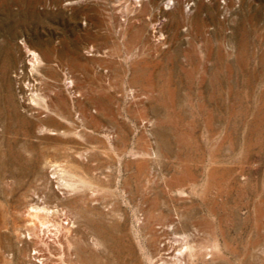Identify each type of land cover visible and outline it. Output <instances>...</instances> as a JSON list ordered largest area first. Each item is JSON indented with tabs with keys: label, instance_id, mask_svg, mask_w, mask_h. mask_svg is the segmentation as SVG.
<instances>
[{
	"label": "rangeland",
	"instance_id": "374dc122",
	"mask_svg": "<svg viewBox=\"0 0 264 264\" xmlns=\"http://www.w3.org/2000/svg\"><path fill=\"white\" fill-rule=\"evenodd\" d=\"M0 264H264V0H0Z\"/></svg>",
	"mask_w": 264,
	"mask_h": 264
},
{
	"label": "bare ground",
	"instance_id": "6f19581e",
	"mask_svg": "<svg viewBox=\"0 0 264 264\" xmlns=\"http://www.w3.org/2000/svg\"><path fill=\"white\" fill-rule=\"evenodd\" d=\"M72 70H73V69H72ZM70 84H71V83H70ZM57 100H58V99H57ZM64 101H65V100H64ZM62 103H63V102H62ZM65 103H66V102H65ZM65 103H64V104H65ZM55 106H56V105H55ZM58 106H59V105H58ZM64 106H65V105H64ZM79 107H80V106H79ZM59 108H60V106H59ZM59 108H58V109H59ZM61 110H62V109H61ZM65 110H66V108H65ZM68 110H69V109H68ZM68 110H67V111H68ZM79 110H81V109H79ZM86 110H87V109H86ZM86 110H85V112H87ZM63 112H64V111H63ZM82 112H84V111H82ZM84 114H86V113H84ZM84 114H82V115H84ZM86 115H87V114H86ZM86 115H84V116H86ZM85 118H86V117H85ZM91 118H93V117H91ZM83 119H84V118H83ZM87 119H88V118H87ZM92 120H93V119H92ZM90 121H91V120H90Z\"/></svg>",
	"mask_w": 264,
	"mask_h": 264
}]
</instances>
